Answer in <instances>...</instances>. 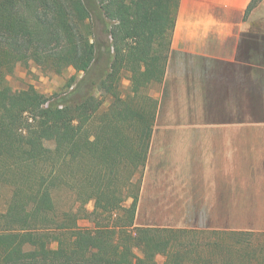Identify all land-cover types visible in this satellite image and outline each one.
<instances>
[{"label":"trees","instance_id":"16d2710c","mask_svg":"<svg viewBox=\"0 0 264 264\" xmlns=\"http://www.w3.org/2000/svg\"><path fill=\"white\" fill-rule=\"evenodd\" d=\"M179 2L0 0V264H157L158 256L163 264H264V231L135 226L141 182L132 180L145 167L155 119L142 92L164 77ZM96 22L114 52L93 82L110 99L107 110L92 96L60 108L32 86L10 91L18 63L87 76L103 44ZM87 201L92 228L78 225L74 209Z\"/></svg>","mask_w":264,"mask_h":264},{"label":"crops","instance_id":"0c3cea01","mask_svg":"<svg viewBox=\"0 0 264 264\" xmlns=\"http://www.w3.org/2000/svg\"><path fill=\"white\" fill-rule=\"evenodd\" d=\"M252 2L180 0L164 77L142 92L155 119L145 167L132 180L141 182L135 226L234 230L211 216L229 223L246 213L248 150L264 159V124L246 123L264 119V0L246 14ZM140 214L177 225L139 224ZM191 215L206 225L180 217Z\"/></svg>","mask_w":264,"mask_h":264},{"label":"rangeland","instance_id":"374dc122","mask_svg":"<svg viewBox=\"0 0 264 264\" xmlns=\"http://www.w3.org/2000/svg\"><path fill=\"white\" fill-rule=\"evenodd\" d=\"M262 1L263 0H260V2H258L257 0L251 11L259 6ZM259 18H261V20ZM259 18L258 22L260 23V25L258 26V32L264 33V18L261 16H259ZM105 22L110 24V22ZM96 27L99 30V35L103 40V44L101 47V54L99 55V59H97L95 65L92 67L91 72L88 74L89 76H85L84 73H77L72 67L64 69L61 74H57L50 68L39 66L32 61L23 64L18 63L13 74L8 76L7 86L10 91L13 94H17L32 86L40 94L46 96V106L49 104L58 106L60 108L67 104L73 105L76 103H80L84 99L92 96L102 102L100 113L107 110L108 106L110 105V99L103 95L102 91L98 87L99 83H97V85H93V82H100V80L108 73L110 65L113 61L114 52L112 49L109 51V48L107 47L109 45L107 36L105 33L101 32V30H103L104 28L103 23L96 22ZM130 85V74L125 72L122 75L120 86V93L123 98L128 99L132 96ZM246 123L248 128L258 127V123L264 124V119L248 118L246 120ZM255 138H258V135L248 134V140H253ZM47 145L50 148H54V144L52 142H48ZM251 153L253 154L252 157L249 156ZM247 177V207L240 209L245 210L246 213L241 215H230L229 223H227L226 221L227 216H224V223L218 222L219 216H211L215 219V223L212 221V224L220 226L229 225L231 228L241 230L264 231V159L258 162V150L257 152L248 150ZM254 190L257 191V193H255ZM61 197L63 202L68 201V196L66 194L61 195ZM74 209L77 210V212L81 213V219L78 221V225L81 227L92 228L93 224L88 221L89 216L85 214L93 211V202L87 201L79 203L75 205ZM232 210L239 209L237 207H232ZM180 217L187 218L185 219L187 221V223L185 224L188 225L200 224L201 220L204 221V224H202L206 225V216L191 215ZM145 223L158 226L177 225V223L170 221L169 216H147L144 214H140L139 224ZM52 247H56V243H53ZM156 260L157 264H163L165 258L163 256H158Z\"/></svg>","mask_w":264,"mask_h":264}]
</instances>
